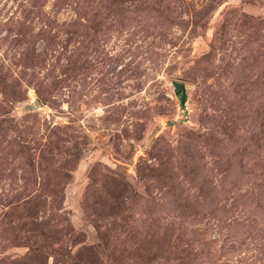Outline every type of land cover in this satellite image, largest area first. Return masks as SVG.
<instances>
[{"label": "rangeland", "instance_id": "rangeland-1", "mask_svg": "<svg viewBox=\"0 0 264 264\" xmlns=\"http://www.w3.org/2000/svg\"><path fill=\"white\" fill-rule=\"evenodd\" d=\"M0 264H264V0H0Z\"/></svg>", "mask_w": 264, "mask_h": 264}, {"label": "water", "instance_id": "water-1", "mask_svg": "<svg viewBox=\"0 0 264 264\" xmlns=\"http://www.w3.org/2000/svg\"><path fill=\"white\" fill-rule=\"evenodd\" d=\"M174 93L178 96L179 106L180 108L186 112V101H187V93L185 89V84L180 81H175L172 83Z\"/></svg>", "mask_w": 264, "mask_h": 264}]
</instances>
